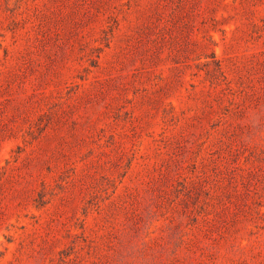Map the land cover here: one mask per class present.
Here are the masks:
<instances>
[{"label":"rangeland","instance_id":"obj_1","mask_svg":"<svg viewBox=\"0 0 264 264\" xmlns=\"http://www.w3.org/2000/svg\"><path fill=\"white\" fill-rule=\"evenodd\" d=\"M0 264H264V0H0Z\"/></svg>","mask_w":264,"mask_h":264}]
</instances>
